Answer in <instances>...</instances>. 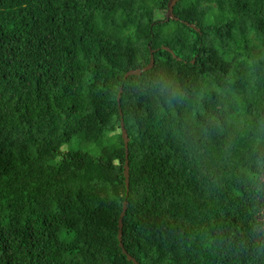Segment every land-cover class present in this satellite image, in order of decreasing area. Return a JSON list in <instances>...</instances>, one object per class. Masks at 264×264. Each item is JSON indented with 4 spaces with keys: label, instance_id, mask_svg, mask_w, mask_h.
<instances>
[{
    "label": "trees",
    "instance_id": "1",
    "mask_svg": "<svg viewBox=\"0 0 264 264\" xmlns=\"http://www.w3.org/2000/svg\"><path fill=\"white\" fill-rule=\"evenodd\" d=\"M167 3L0 0V264H264V0Z\"/></svg>",
    "mask_w": 264,
    "mask_h": 264
},
{
    "label": "water",
    "instance_id": "2",
    "mask_svg": "<svg viewBox=\"0 0 264 264\" xmlns=\"http://www.w3.org/2000/svg\"><path fill=\"white\" fill-rule=\"evenodd\" d=\"M177 0H168V3H167V7H166V12H165V16H164V20L163 21H167L168 19L170 18H175L177 19V17H175L174 13H173V6L175 4ZM191 27H194L195 24H189ZM152 57L150 59V63L145 66L144 68L142 69H147L149 67H151L152 65ZM140 73V69H131L130 71L127 72V74H139ZM126 74V75H127ZM118 100L120 98V93L118 94L117 96ZM119 107V105H118ZM120 129H121V135H122V139L124 141V146H125V163H124V176H125V185H126V188L128 189V184H129V169H128V160H127V155H128V152H127V147H128V137H127V132H126V129L124 127V122H123V118L121 117L120 119ZM126 201L123 202V207H122V211H121V214H120V217H119V220H118V228H119V231H118V239H119V245L122 246V242H121V237H122V218H123V215L126 211ZM122 251L127 255V259L128 260H132L134 264H138L137 261L130 255L128 254L125 249L123 248Z\"/></svg>",
    "mask_w": 264,
    "mask_h": 264
},
{
    "label": "rangeland",
    "instance_id": "3",
    "mask_svg": "<svg viewBox=\"0 0 264 264\" xmlns=\"http://www.w3.org/2000/svg\"><path fill=\"white\" fill-rule=\"evenodd\" d=\"M166 12V11H165ZM165 16V13L162 14L161 12H157V17H163ZM176 17V16H175ZM63 151H66L68 149H82V150H89L93 153H98V150L96 147H94L92 144H89L82 138H74L69 144H66L61 148ZM119 156L123 157L122 151H119Z\"/></svg>",
    "mask_w": 264,
    "mask_h": 264
}]
</instances>
